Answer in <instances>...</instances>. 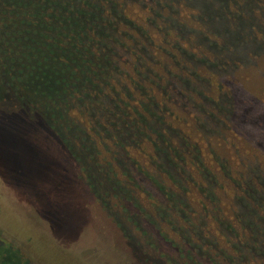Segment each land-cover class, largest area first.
I'll list each match as a JSON object with an SVG mask.
<instances>
[{
    "label": "trees",
    "instance_id": "16d2710c",
    "mask_svg": "<svg viewBox=\"0 0 264 264\" xmlns=\"http://www.w3.org/2000/svg\"><path fill=\"white\" fill-rule=\"evenodd\" d=\"M12 149L137 264H264V0H0ZM0 264L30 263L0 241Z\"/></svg>",
    "mask_w": 264,
    "mask_h": 264
},
{
    "label": "rangeland",
    "instance_id": "374dc122",
    "mask_svg": "<svg viewBox=\"0 0 264 264\" xmlns=\"http://www.w3.org/2000/svg\"><path fill=\"white\" fill-rule=\"evenodd\" d=\"M12 152L14 162L0 159V241L30 264H137L125 237L81 180L85 189L78 199L72 197L76 188L52 197L44 181L24 182L22 171H32L33 161L18 149ZM50 198L60 220L43 212Z\"/></svg>",
    "mask_w": 264,
    "mask_h": 264
}]
</instances>
